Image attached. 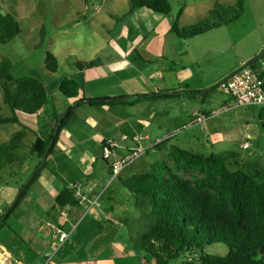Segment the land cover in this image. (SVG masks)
<instances>
[{
  "label": "crops",
  "instance_id": "obj_1",
  "mask_svg": "<svg viewBox=\"0 0 264 264\" xmlns=\"http://www.w3.org/2000/svg\"><path fill=\"white\" fill-rule=\"evenodd\" d=\"M190 9L186 7L182 12L181 26H188L184 16ZM175 16L159 14L148 8L128 11L124 16V30L117 35H109V39L94 46L88 57L73 59L74 63L78 59L99 60L95 67L82 72L77 69L67 75L71 78L81 75L83 78L77 97L69 98L57 91L37 114L17 111V122L0 124V142L11 140L18 131L26 132L25 147L18 152L26 158L25 162L12 163L0 174L1 220L15 206L13 204L17 202L22 186L30 183L40 163V159L31 154V145L38 137H50L57 118L61 120V116L75 107L77 101L85 100L77 105L76 113L62 130L53 153L47 156L48 166L0 227V259L6 264H117L133 257L135 251L129 247L123 224L117 219L123 217L120 211L127 212L133 206L128 189L122 185V179L131 176L125 178L124 170L113 177V159L103 157L106 140H121L124 134L129 133L143 136L148 152L140 160L139 170L152 166L157 160H168L174 145L182 148L186 144L214 147L230 138L223 133L224 128L219 126L218 119L224 109H233L231 97L217 109L196 108L188 117L182 116L181 104L186 103L184 99L187 97H207L205 95L213 86L222 83L249 59H241L230 71L211 79L209 73L216 69L214 61L228 45L220 37L222 32L215 33V28L201 35L181 38L172 30ZM187 88L201 92L189 95ZM173 92L183 94L156 100L142 99L135 104L114 108L86 101L122 97L134 102L133 96L136 95ZM0 101L1 113L11 116L10 106L7 104V111L3 113L2 102L5 100L0 97ZM196 112L212 117L188 128L190 132L179 143L171 138L156 144L166 134L183 128ZM243 132L246 139L259 140L261 137L260 129L249 123ZM246 142L251 149L253 143L248 140L243 141L241 147L245 148ZM131 145V142H126L117 155H126ZM241 156L242 163L251 161L249 155ZM78 185L87 200L78 206H61L57 202L61 191L70 187L74 192ZM112 188L116 189L112 191L115 195H107ZM94 202L97 203L92 206ZM90 212H94L95 217H91ZM101 216H104L103 220ZM101 225L104 229L99 232ZM12 227L15 229H9ZM56 227L70 232L69 239L59 242L55 237ZM54 250L58 258L54 257L48 263ZM41 258L47 261H41Z\"/></svg>",
  "mask_w": 264,
  "mask_h": 264
},
{
  "label": "trees",
  "instance_id": "obj_2",
  "mask_svg": "<svg viewBox=\"0 0 264 264\" xmlns=\"http://www.w3.org/2000/svg\"><path fill=\"white\" fill-rule=\"evenodd\" d=\"M139 8L168 15L172 12V3L171 0H130L129 13ZM244 12L245 0H237L233 5H225L217 0L207 18L192 25L181 26L179 15L172 30L187 39L228 25L240 19ZM44 29L43 26V37ZM20 33L18 17L14 13L0 10V46L13 41ZM259 56L252 59L249 67L260 66L264 56L261 59ZM98 64V59L75 61L81 72ZM12 67L8 58L0 62V84L4 100L13 112L11 116H4L0 101V124L17 122V111L37 114L57 91L69 98L79 95L83 79L81 75L77 78L65 76L47 85L34 76L15 79ZM59 67L57 55L48 52L47 70L56 73ZM200 92L187 88L189 95ZM181 94H141L133 96L134 102L122 97L86 101L114 108L135 104L142 99L156 100ZM84 101H77L75 107L65 113L60 125V117L57 118L50 137H38L31 145V154L36 155L40 163L30 183L22 186L15 206L4 219L1 218L0 227L21 204L32 184L48 166V159L42 165L45 156L53 153L62 130L75 115L77 105ZM260 119L264 129V107H261ZM25 137L26 132L22 130L16 132L11 140L0 142V174L12 163L25 162L26 158L18 153L25 147ZM122 185L128 189L138 212L134 217L123 216L117 219L125 226L127 243L137 256L147 255L153 264H264V166L259 161L247 160L242 163V156L237 151L205 154L174 145L168 160L155 161L150 170L122 179ZM57 202L63 207L78 206L81 203L70 187L61 191ZM103 229L101 225L99 232ZM215 243L226 244L228 253L223 255L209 252L207 248Z\"/></svg>",
  "mask_w": 264,
  "mask_h": 264
},
{
  "label": "rangeland",
  "instance_id": "obj_3",
  "mask_svg": "<svg viewBox=\"0 0 264 264\" xmlns=\"http://www.w3.org/2000/svg\"><path fill=\"white\" fill-rule=\"evenodd\" d=\"M216 1L171 0L172 12L170 14L176 15V19L179 15L181 16L186 7H190L191 9L184 16V20L188 25H192L207 18L210 13L208 10L214 7ZM236 1L221 0L225 5H233ZM0 10L14 13L21 23V33L13 41L0 46V62L4 58H8L12 62V75L15 79L34 76L44 83H49L76 71L73 59L88 57L93 52L94 46L102 43L106 38L109 39V35H117L124 30V16L130 10V0H0ZM121 19L122 21H120ZM43 26L45 28L44 37L41 32ZM217 28L215 33L222 32L220 37L228 45L226 51L214 61L216 69H211L209 73L211 79L220 73L230 71L241 59L248 58V62L264 52V49H262L263 52L261 50L264 47V0H245L243 16L228 25ZM48 52L55 53L59 58L60 67L56 73H50L46 68ZM0 97L4 100L1 84ZM229 99L230 96L223 92L220 86L210 91L203 99L187 97L184 99L186 103L181 104L182 116L188 117L196 108L217 109ZM2 108L5 113L8 105L4 101ZM260 110L258 106L224 109L218 123L219 126H223V133L230 137L227 141L214 147L206 144V146L186 144L183 147L205 154L237 151L241 155H249V160L259 161L264 166V129L261 126ZM248 123L260 129L259 140L245 138L246 133L243 130ZM189 132L190 129L180 130L172 137V141H180ZM245 140L253 143L251 149L241 147V143ZM140 160L125 169V178L151 169V166H146L138 170ZM112 191L115 192L116 189L112 188L107 195H111ZM87 211L85 214H88ZM137 212V209L132 206L127 212L120 211L119 213L121 216L134 217ZM89 215L95 217L94 212H90ZM100 219L103 220L104 216H101ZM123 227L125 233V226L123 225ZM207 250L211 253L218 252L224 255L228 253L229 248L224 243H215ZM56 253L54 250L48 261L45 260L46 258H41V261L45 260L50 263L54 257L58 258ZM153 263L149 256H137L136 254L125 261L117 262V264Z\"/></svg>",
  "mask_w": 264,
  "mask_h": 264
},
{
  "label": "built area",
  "instance_id": "obj_4",
  "mask_svg": "<svg viewBox=\"0 0 264 264\" xmlns=\"http://www.w3.org/2000/svg\"><path fill=\"white\" fill-rule=\"evenodd\" d=\"M220 88L223 92L228 94L233 99L232 108L241 107L245 105H252L258 107H264V60L257 68L245 67L234 74H232L227 80L220 84ZM212 116H207L196 112L194 118L190 120L183 128L174 132L168 133L161 139H158L156 144H160L174 137L180 130L188 129L190 127L200 125L210 119ZM126 142H131L132 145L127 148V153L124 156H118L117 151L124 147ZM155 144V145H156ZM250 144L246 142L245 148H248ZM148 152V148L143 144V136L135 134L130 136L124 134L121 140L108 139L103 145V157L107 160L113 159L112 162V175L117 177L120 175L130 164L142 159ZM75 196H79L80 202L84 203L87 198L80 192V186H76L74 190ZM97 202H94L96 204ZM71 233L56 227L55 237L59 242L63 243L69 239ZM0 264H6L0 259Z\"/></svg>",
  "mask_w": 264,
  "mask_h": 264
},
{
  "label": "water",
  "instance_id": "obj_5",
  "mask_svg": "<svg viewBox=\"0 0 264 264\" xmlns=\"http://www.w3.org/2000/svg\"><path fill=\"white\" fill-rule=\"evenodd\" d=\"M263 56H264V52L261 54V56H259V58L261 59ZM251 62H252V60L248 61V62L245 63V64H244L239 70H241V69H243V68L249 66ZM239 70H237V71H239ZM237 71H236V72H237ZM229 77H230V76H229ZM229 77H228V78H229ZM228 78H226L225 80H227ZM225 80H224V81H225ZM220 84H221V83H219V84L213 86L211 89H213L214 87L220 86ZM185 92H186V91H185ZM186 93H187V92H186ZM63 117H64V116H61V120H60L59 125L61 124V121H62ZM59 125H58V127H57L56 130H58ZM46 158H47V155L45 156L44 161L42 162V165H43L44 162L46 161ZM242 161H243V159H242ZM18 198H19V196H18ZM18 198H17V199H18ZM15 204H16V202L13 204V206H14Z\"/></svg>",
  "mask_w": 264,
  "mask_h": 264
}]
</instances>
